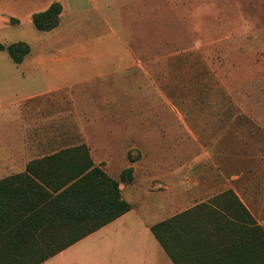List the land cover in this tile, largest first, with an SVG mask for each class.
Returning a JSON list of instances; mask_svg holds the SVG:
<instances>
[{
	"label": "rangeland",
	"instance_id": "obj_1",
	"mask_svg": "<svg viewBox=\"0 0 264 264\" xmlns=\"http://www.w3.org/2000/svg\"><path fill=\"white\" fill-rule=\"evenodd\" d=\"M55 1L61 29L38 30L33 13ZM18 41L31 46L27 63L39 56L51 69L24 74L0 50V96L68 87L33 99L47 119L53 103L50 126L2 110L0 147L51 129L53 153L37 159L84 146L113 179L131 166L133 181H120L129 201L155 177V195L194 197L188 208L200 201L208 213L236 187L264 219V0H0V43ZM55 68L69 76L51 79ZM2 156L0 148L1 164ZM6 173L0 179L21 172Z\"/></svg>",
	"mask_w": 264,
	"mask_h": 264
},
{
	"label": "trees",
	"instance_id": "obj_2",
	"mask_svg": "<svg viewBox=\"0 0 264 264\" xmlns=\"http://www.w3.org/2000/svg\"><path fill=\"white\" fill-rule=\"evenodd\" d=\"M62 12L63 5L55 1L32 20L38 30L50 31L60 24ZM0 50L20 64L31 46L0 43ZM120 181H133V167L121 172ZM120 181L96 166L84 146L33 160L25 172L0 179V264H42L130 211ZM225 194L228 199L211 201L208 213V203L182 213H204L200 221L208 227L205 237L214 258L201 264H264V226L232 190Z\"/></svg>",
	"mask_w": 264,
	"mask_h": 264
},
{
	"label": "crops",
	"instance_id": "obj_3",
	"mask_svg": "<svg viewBox=\"0 0 264 264\" xmlns=\"http://www.w3.org/2000/svg\"><path fill=\"white\" fill-rule=\"evenodd\" d=\"M62 15L63 12L61 17ZM62 25L63 21L60 18V24L52 31L58 30V28L61 29ZM55 40L64 41L60 36H57ZM35 57L30 63H27L25 58L22 63L18 64L24 74H32L37 69L45 71L51 69L50 65L44 67L43 61L38 60L39 56ZM50 72L52 74L51 79H54L53 76L64 77L65 79L69 76L66 72H56V68L54 73L52 70ZM66 85L54 88L49 87L45 92L29 94L20 99H8L0 96V113L6 109L7 114H18L21 121L24 123L26 121L25 126H27L29 119L31 127H33L34 122L40 126H42L40 122L48 125L49 122L53 121V116L58 115L57 110L53 111L51 109L53 103H45L50 108L49 112H47L49 114L47 119L43 117L45 113L44 104L38 103V100L34 102L33 99L53 90L67 88L68 86L65 87ZM65 125H68V122ZM0 127L3 128L1 124ZM51 128L53 129V126ZM57 134L51 129L29 130L27 135L23 136V138L21 137L22 140L18 141L21 144L17 149L15 146H1L3 163H0V172L5 174L11 168L16 169L18 172L25 171L31 161L46 155V153H53V151L48 150L59 139ZM153 178L152 181H149L146 196L141 197L139 191H136L135 197L131 201L123 194L121 183L122 197L131 204L132 209L58 254L48 258L42 264H180L176 259L174 260L168 247L162 243L160 237L163 240L165 239V242L169 241L172 244L183 258L184 264H201V262L213 260L212 247L205 237L208 234L206 231L208 227H204L202 225L203 222L200 221L204 213L202 214L197 210L190 212L187 216L182 214L196 207L200 201L188 208L187 204L193 203L194 197L190 198L186 195L171 197L170 192L155 195L157 193L154 190H157L158 187H154V184L159 179ZM234 188L240 200L248 207L258 224L264 226V219L256 217L246 203L249 200L239 194L236 187ZM204 201L205 199L201 200V202ZM168 221H170L169 225H163L159 228L160 225ZM156 226V231H154ZM89 242H97L99 245V248L97 247L98 251L81 252L82 247Z\"/></svg>",
	"mask_w": 264,
	"mask_h": 264
}]
</instances>
